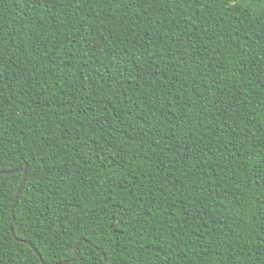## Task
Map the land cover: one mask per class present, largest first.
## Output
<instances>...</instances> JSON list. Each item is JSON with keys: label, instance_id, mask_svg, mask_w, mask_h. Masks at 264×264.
<instances>
[{"label": "trees", "instance_id": "trees-1", "mask_svg": "<svg viewBox=\"0 0 264 264\" xmlns=\"http://www.w3.org/2000/svg\"><path fill=\"white\" fill-rule=\"evenodd\" d=\"M2 172L0 264H264V0H0Z\"/></svg>", "mask_w": 264, "mask_h": 264}, {"label": "water", "instance_id": "water-1", "mask_svg": "<svg viewBox=\"0 0 264 264\" xmlns=\"http://www.w3.org/2000/svg\"><path fill=\"white\" fill-rule=\"evenodd\" d=\"M16 172H22V173H23V179H22V183H21V185H20V187H19V189H18V192H17V195H16V199H15V203H14V206H13V210H12V212H14V209H15V207H16L17 201H18L19 196H20V194H21V191H22L23 185H24V183H25V181H26V178H27V166H25L24 168L20 167ZM3 173H4V172H2V173H0V174H3ZM11 173H13V172H11ZM13 221H14V219H13ZM11 227H12V225H11ZM21 242H24L25 244L29 245L32 249H34V247H33V245H32L31 243H29V242H27V241H21ZM76 249H77V247H76ZM76 249H75L74 257L72 258V260H71L70 262H73V261L75 260V257H76ZM34 252H35V254L37 255V257L40 259L41 264H46V263H44V261L42 260L41 255L39 254V252H38L37 250H35V249H34ZM105 261H106V260H105ZM68 263H69V262H64V263H62V264H68Z\"/></svg>", "mask_w": 264, "mask_h": 264}]
</instances>
